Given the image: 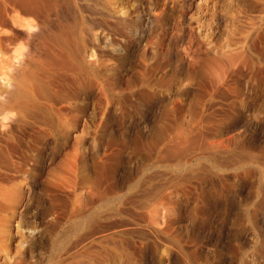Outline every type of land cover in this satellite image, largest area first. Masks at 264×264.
Instances as JSON below:
<instances>
[{"label": "rangeland", "instance_id": "374dc122", "mask_svg": "<svg viewBox=\"0 0 264 264\" xmlns=\"http://www.w3.org/2000/svg\"><path fill=\"white\" fill-rule=\"evenodd\" d=\"M100 3L78 61L113 88L0 108V264H264V0Z\"/></svg>", "mask_w": 264, "mask_h": 264}, {"label": "bare ground", "instance_id": "6f19581e", "mask_svg": "<svg viewBox=\"0 0 264 264\" xmlns=\"http://www.w3.org/2000/svg\"><path fill=\"white\" fill-rule=\"evenodd\" d=\"M58 3H62L63 6H69V4L73 6L72 3H74L73 7L79 15V20L76 18L74 23L68 20L70 23L65 21V24H60L54 28L55 26H52L50 17L56 13L57 7H59ZM99 3L100 0H0V84L6 88V90H0V108L4 109L5 114L14 111L19 114L18 116L21 115V117H26L31 121H52V102L57 101V99L69 98L65 91L55 88L53 90L54 83L55 86L65 88L71 93L74 88V91H76L73 94L92 86L97 89L99 95L103 96L104 87L113 88L114 79L110 73L111 71L107 70L110 67L109 59L96 58L87 66L78 61V57L81 56L82 36L84 33L86 36L87 25L89 24V15L84 13L100 14L101 12L98 11L100 8L97 10V7H95ZM20 14L41 19L42 25L38 26L36 34L29 33V29H35V25L30 22L24 23L25 18L23 20L22 17L21 20L19 18ZM101 15L103 14L98 15V17L103 18L104 16ZM78 25H80L79 28H77ZM10 26H17V29L14 28L12 32L3 31V29L10 28ZM21 27H26L28 32L24 33ZM92 32L93 37L96 38V34L94 31ZM87 34L91 37L92 33L90 34L88 31ZM23 36L34 38L36 40L34 43L38 42L36 44L39 45L38 49L36 48V54L35 51L32 52L34 48L24 53L23 47L19 46L20 44H17L19 46H16L17 48H14L15 46L10 48L19 43L18 41ZM85 36H83V39ZM88 38L84 40L87 41ZM36 45L34 44V47ZM90 58H93V51H91ZM9 73H13V77L9 76ZM6 76L11 78L5 79ZM58 82L60 84H57ZM59 114L58 119H63L64 114ZM55 115L57 116V114ZM0 116L2 117L1 114ZM3 152L4 149L0 147V155H5L2 154ZM5 189L0 185V198L3 195L6 196ZM13 192L14 190L12 194ZM7 194L9 195V192Z\"/></svg>", "mask_w": 264, "mask_h": 264}]
</instances>
